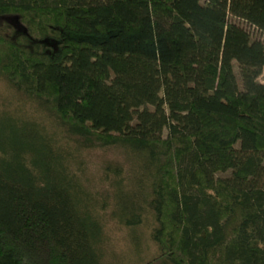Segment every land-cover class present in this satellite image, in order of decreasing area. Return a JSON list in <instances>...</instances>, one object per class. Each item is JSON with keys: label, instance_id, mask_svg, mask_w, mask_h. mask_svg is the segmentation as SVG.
I'll use <instances>...</instances> for the list:
<instances>
[{"label": "trees", "instance_id": "obj_1", "mask_svg": "<svg viewBox=\"0 0 264 264\" xmlns=\"http://www.w3.org/2000/svg\"><path fill=\"white\" fill-rule=\"evenodd\" d=\"M263 69L264 0H0V264H264Z\"/></svg>", "mask_w": 264, "mask_h": 264}, {"label": "rangeland", "instance_id": "obj_2", "mask_svg": "<svg viewBox=\"0 0 264 264\" xmlns=\"http://www.w3.org/2000/svg\"><path fill=\"white\" fill-rule=\"evenodd\" d=\"M250 31L252 33L253 30L250 29ZM253 34L256 35L255 32ZM258 81L264 84V69ZM6 94V89H4L3 84L0 83V97H5L7 96ZM90 157L93 159V166L96 167V163L100 164L103 158H118L119 154L113 152L103 154L93 152L90 154ZM92 170L95 169H91L90 171ZM227 176L228 173L219 174L217 177ZM69 180L70 184L83 183L84 185L91 187V184H87L82 180L68 179V181ZM135 183L136 182L133 181L127 182L123 185V187L127 189H121L123 192L117 191L115 195L121 197V199L124 197L123 201L125 202L126 197L130 198L133 197V194L136 195ZM82 198L84 199L85 197ZM119 202H121V200ZM107 224V247L105 249V261L103 264H141L156 255L155 245L148 242V234L152 226L149 219L140 225L128 228L120 227L112 222Z\"/></svg>", "mask_w": 264, "mask_h": 264}]
</instances>
